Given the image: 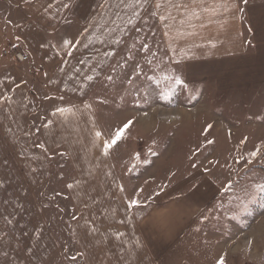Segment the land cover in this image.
I'll list each match as a JSON object with an SVG mask.
<instances>
[{
	"label": "rangeland",
	"instance_id": "374dc122",
	"mask_svg": "<svg viewBox=\"0 0 264 264\" xmlns=\"http://www.w3.org/2000/svg\"><path fill=\"white\" fill-rule=\"evenodd\" d=\"M166 2L169 10L175 5L174 0ZM13 8L17 15H8ZM241 9L243 49L248 50L245 2ZM141 13L83 99L89 103L99 140L97 150L79 155L66 144L50 147L48 136L56 144L78 140L69 131L72 120L50 112L61 103L74 104V97L50 85L49 72L25 67L30 56L14 63L18 60L9 52L11 45H18L14 33L24 29L32 15L12 0H0V26L9 30L0 50V73L13 68L26 81L36 107L27 115L28 128L35 156L47 168L27 200L20 199L21 209L6 211L8 202L0 203V264H131L121 255L122 245L107 246L110 232L124 227L130 242L138 240L137 227L152 211L189 191L202 177L218 182L221 194L166 256H184L179 260L189 264H218L221 257L224 264H264V192L259 187L264 185V88L258 93L257 88L216 93V87L208 86L205 78L224 74L206 71L217 64L213 57L223 49L220 42L238 40L226 36L227 31L223 35L228 28L222 27L224 23H210L207 32L203 28L208 21L193 33L184 9L175 22L177 30L171 32L170 46L166 32L172 18H158L154 0ZM177 14L175 7L173 15ZM69 88L63 86L66 92ZM129 120L133 123L109 148L116 130ZM52 121L53 132L45 126ZM48 131L52 133L46 136ZM76 187H83L92 201L88 203H94L93 216ZM96 196L102 199L95 200ZM105 213L108 218L102 216ZM32 225L35 236L48 239L52 246L43 261L42 253L31 249ZM97 234L103 237L99 248L92 245ZM143 244L145 248L135 250L132 257L153 255Z\"/></svg>",
	"mask_w": 264,
	"mask_h": 264
},
{
	"label": "crops",
	"instance_id": "0c3cea01",
	"mask_svg": "<svg viewBox=\"0 0 264 264\" xmlns=\"http://www.w3.org/2000/svg\"><path fill=\"white\" fill-rule=\"evenodd\" d=\"M9 1V0H5ZM150 0H12L31 13L32 21L26 27L14 33V44L22 47L24 54L30 56L25 67L50 74L49 84L55 86L60 93L74 97V104L55 107L50 112L54 117L71 119L69 131L78 137L65 143H55L48 136L50 147L66 144L71 153H93L98 149V128L92 127V112L88 109L89 103L85 99L98 77L114 56L127 27L139 19L141 11ZM158 11V18L170 16L171 24L166 32L168 43L173 45L171 32L176 29L175 22L186 10V21L192 26L191 31L201 30L203 23L208 22L203 30L209 31L210 23H224L223 35L227 31L230 38L236 41L220 42L223 49L213 57V68L207 67L210 74L224 73L222 78H205L210 87H216L214 92H231L235 88L254 89L256 93L264 88V0H247L246 21L249 24L251 45L248 50L243 49L242 5L244 0H174L171 10L166 0H154ZM7 7H10L7 5ZM178 14L173 15V9ZM8 11V15H17L16 9ZM183 21V20H182ZM9 23L13 24L12 21ZM7 28V29H6ZM6 30V32H4ZM4 33L9 36L8 26H0V50L4 46ZM128 34V33H127ZM219 35H222L221 29ZM222 35V36H223ZM177 36V35H176ZM178 37V36H177ZM179 38V37H178ZM195 49V47H193ZM204 53V52H203ZM200 54V53H199ZM216 59V60H214ZM219 61V65H218ZM20 64L17 61L14 63ZM211 62V61H210ZM208 62V63H210ZM15 63V64H16ZM37 66L39 68H37ZM233 72V75H229ZM33 76V75H32ZM225 76V77H224ZM37 79H34L36 84ZM47 85L48 82H41ZM70 85L68 92L63 86ZM26 81L20 73L13 68L0 73V203L6 204V211L21 209L20 199L29 197L30 189L40 182L47 170L46 165L35 156L36 144L30 134L27 115L35 110L34 100L30 97ZM253 96V95H252ZM252 98V97H251ZM255 101V100H253ZM59 106V105H58ZM84 112L86 120L84 119ZM52 117V120H54ZM88 122L91 124L88 126ZM84 124L87 128H84ZM54 130L55 121L48 126ZM44 126V130L45 127ZM52 132H45L51 135ZM70 134V133H68ZM85 174L89 172L87 164L84 166ZM100 172L98 170L97 177ZM82 185L86 181L81 180ZM104 183V181H103ZM111 183V182H110ZM108 185L109 182H108ZM76 194L85 201L86 210L91 209L92 216L95 208L88 200L85 189L76 187ZM221 194L219 183L209 177L200 178L196 184L183 195L170 199L164 205L157 207L141 223L138 229V240L129 241L124 227H117L108 235V243L113 248L122 245V256L128 257L131 264H189L184 256L167 257L170 250H174L180 243V238L200 218L202 213ZM95 200L102 197L96 196ZM113 199H115L113 197ZM108 213L103 214L108 218ZM32 225L30 242L34 253H42V261L51 253L52 246L48 239L43 240L35 236ZM94 235L92 245L99 248L103 237ZM91 238V237H90ZM124 239V240H122ZM146 244L153 255L132 257L135 250L139 251ZM50 245V247H49ZM127 250L129 255L126 256Z\"/></svg>",
	"mask_w": 264,
	"mask_h": 264
},
{
	"label": "snow or ice",
	"instance_id": "6c2138e0",
	"mask_svg": "<svg viewBox=\"0 0 264 264\" xmlns=\"http://www.w3.org/2000/svg\"><path fill=\"white\" fill-rule=\"evenodd\" d=\"M245 3H247V0H244ZM177 83H183V81H180L178 80ZM133 122L131 120H129L127 123H125L121 128H118L116 130V133H115V136L114 138L112 139L111 143L108 144L107 146L110 148L112 147V145H114L120 138L121 136L123 135L124 131L126 129H128L130 127V125L132 124ZM209 127H211V125H209ZM99 135V134H98ZM253 157H255L257 155L256 152H253L251 154ZM260 191L261 192H264V185H260ZM132 204H136V201H132ZM218 264H224V260H223V257H221L220 261H218Z\"/></svg>",
	"mask_w": 264,
	"mask_h": 264
},
{
	"label": "built area",
	"instance_id": "2783aa9c",
	"mask_svg": "<svg viewBox=\"0 0 264 264\" xmlns=\"http://www.w3.org/2000/svg\"><path fill=\"white\" fill-rule=\"evenodd\" d=\"M9 52L10 56L13 59L18 60V62L28 60V55L24 54L18 45H11Z\"/></svg>",
	"mask_w": 264,
	"mask_h": 264
}]
</instances>
